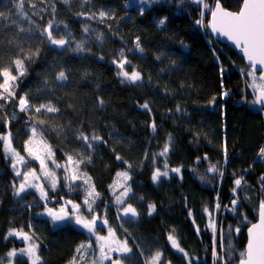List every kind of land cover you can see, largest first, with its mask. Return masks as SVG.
<instances>
[{
  "label": "trees",
  "instance_id": "1",
  "mask_svg": "<svg viewBox=\"0 0 264 264\" xmlns=\"http://www.w3.org/2000/svg\"><path fill=\"white\" fill-rule=\"evenodd\" d=\"M18 2L0 0V11L7 16L0 18V65L7 67L22 55L20 48L25 52L39 49L40 55L32 63L25 61L28 74L19 82L17 97L27 92L33 104L51 103L59 111L20 112L9 102L0 109V134L10 131L14 148L27 157L24 144L33 124L29 116H34L46 122L41 126L43 135L58 160L64 161L65 153L82 152L91 157L80 169L100 193L95 207L132 248L131 254H123L124 264H145L157 251L163 253L161 264H188L172 247L170 233L187 254L196 256L198 261L192 259V264H213L214 234L206 227L209 222L204 209L213 210L217 196L215 187L201 177L216 165L225 174L226 194L243 176L249 185L244 196L253 205L264 198V162L259 156L264 147V115L258 104L252 103L255 93L248 85L250 68L243 57L226 44L210 42L207 23H195L201 19V4L192 0H158L152 5H142L140 0H25L24 11L40 28L54 21L53 36L68 41L64 47L50 44L36 25L22 17ZM222 2L238 10L242 0ZM101 11L108 15L101 18ZM163 17L168 18L166 23L158 26ZM21 27L33 31L21 32ZM137 37L143 52L135 46ZM77 44L83 48L73 51ZM121 52L131 61L123 70L139 72L140 81L128 82L117 74ZM60 71L66 73L67 80L56 79ZM145 103L148 108L142 107ZM80 132L102 140L88 148L77 138ZM166 144L168 152L162 156ZM157 168L161 172L169 168L170 177L162 175L154 182ZM174 168L181 169V176L173 173ZM121 171L131 175L132 195L127 201L137 210L135 218H123L113 205L110 185ZM14 183L15 171L0 141V257L14 243L7 237L9 230L24 228L39 241L42 264H69L89 234L74 223L57 225L42 216L43 203L31 208L39 200L31 192L17 197ZM59 186L67 198L84 199L79 185L69 191L60 177ZM153 204L155 211L149 207ZM257 215L258 211L250 216L248 224H239L229 213L223 218L225 227L243 229L234 236L232 256L220 248V236H215L216 251L228 264L240 260L246 230ZM225 235L228 242L232 233L225 231ZM18 264L31 263L20 258Z\"/></svg>",
  "mask_w": 264,
  "mask_h": 264
},
{
  "label": "snow or ice",
  "instance_id": "2",
  "mask_svg": "<svg viewBox=\"0 0 264 264\" xmlns=\"http://www.w3.org/2000/svg\"><path fill=\"white\" fill-rule=\"evenodd\" d=\"M65 3H69V0H64ZM87 2V0H86ZM158 0H140V3L152 5L157 3ZM182 3L183 0H180ZM25 0H19L16 4L17 11L22 17H27L30 24L36 25V29L42 31L50 44L57 45L59 47H64L68 44V41L65 39H56L53 36V25L54 21H49L47 27L40 28L35 21L31 20L28 17L27 12L24 11ZM195 3L202 4L203 9L207 10L211 14V20L209 25L213 32L219 33L225 37H228L232 40L236 46L240 47L243 51V54L250 62L251 72L247 73L253 78L251 87L255 93V99L252 103L255 104H264V0H242L241 6L238 11L232 12L227 11L220 4L219 0H215L214 5H209L205 0H195ZM55 9L53 8V12ZM140 14H144V8L141 7ZM79 15H83L80 13ZM108 15V13L101 11L99 16L103 18ZM204 13H201L202 18L195 21L197 25H203ZM0 18H7L6 13L0 11ZM167 17H163L159 20L158 26H163ZM15 22V21H14ZM58 26V25H57ZM23 31H33V28L29 27L27 29L21 27L19 29ZM85 32L88 31V28L85 27ZM136 48L143 52L144 49L140 46L139 37H137L135 42ZM83 48V44H77L76 49L73 51H79ZM20 53L16 58L12 59L7 67L0 65V109L5 108L6 104L9 102L15 103L18 106L20 112H33L40 114L43 112L54 113L58 112L59 109L56 108L51 103L40 104L39 106L32 103L28 98L29 93L25 92L23 95L17 97V89L19 87V82L28 74V69L25 61L29 64L34 61L36 57L40 55V50L37 49L35 52L28 51L25 52L23 48H20ZM121 59L118 63V67L121 69L117 74L124 77L128 82H137L142 79L139 72L133 71L131 73L124 71L126 64H130L131 61H128L124 56V53H120ZM159 58V57H158ZM259 66L261 70V75L259 77V83L256 82V70ZM15 70V71H13ZM223 72V69L221 70ZM57 80L64 81L68 77L64 71H60L56 77ZM225 96L228 95L227 92L224 93ZM103 103V101H101ZM144 108H148L147 103L142 105ZM15 118V113L12 115V119ZM0 119H3L0 117ZM29 120L33 121V124L30 127V137L24 144V150L27 157L30 160H35L39 162V174L36 169H30L22 172L21 168L27 167L29 161L25 159L24 155H21L13 146H12V133L10 131L7 134H0V141H3L4 153L6 157L12 158V168L15 170V175L22 177L21 182L17 186L15 183L14 194L20 196L21 193L25 192L27 189H36L41 199L47 201L49 199L48 191L44 187V183H41V179L49 185L50 190H55L60 178H58L56 172L49 168V163L53 165L55 169L64 170V181L69 191L75 189V182L81 181L85 186V196L82 201L84 210L91 215V219L88 216H85L81 213V204L74 203L71 200L65 201L64 205L59 209H47V214L51 217L53 223L72 220L76 225L82 227L87 231L89 236L95 237L96 249H93V241L90 238L89 240L82 242L76 249L77 253L81 254L80 259L85 258V254L90 250L93 253L94 259L90 261V264H105V261H108V264H122L121 260L113 259L110 253L116 252L121 254H128L132 252V248L129 247L127 239L120 240L116 236V232L112 227H108L107 235L102 236L97 233V229L101 226L108 225L107 218H101L99 215L95 214L93 204L100 197V193L96 191L95 184L92 182V178L86 173L81 172L80 165L86 162H91V157H84L83 154L77 153L75 156L72 154L65 153L66 161L65 163H57L55 159V152L53 151L52 146L47 143L43 135V126L46 122L44 120H38L34 116H29ZM10 123V121H6ZM153 130H155L156 125L153 123ZM83 141L88 148L92 147L94 141L102 140V137L98 135H85L83 132H80L78 137ZM171 140V137H169ZM225 154L227 153L226 146L224 147ZM168 152V145H165L164 150L160 153L162 156H166ZM259 156L261 160H264V148L260 149ZM78 157V158H77ZM118 160L122 159L120 156L116 157ZM207 159V157H204ZM197 159H200L199 157ZM227 162V159H225ZM167 167V165H165ZM173 172L179 173L180 168L172 169ZM209 172H220L216 165H211L208 169ZM167 176L168 172H161L160 169H156L153 173V181H158L161 176ZM220 175L223 176V173L220 172ZM117 178L123 179L125 184L114 183L110 185V188L115 189L116 187H122L123 191L119 195L115 196V201L118 205L125 204V198L128 197V194L131 192L130 185H127V181L131 179V176L128 171L118 172ZM204 179V177H201ZM264 180V177H261ZM244 183L243 177L237 178L234 181L235 187L232 189L233 193L236 192L237 188L241 187ZM264 188V184H262ZM247 199V197H246ZM68 205H71L72 212L70 213L67 208ZM150 210L155 211V205H150ZM221 205L216 203L214 205L213 211H219ZM228 207V206H225ZM238 207V198L231 201L230 211L232 213L237 212ZM258 215L259 219L256 223H251L250 227L247 228L248 232V241L244 251L240 252L239 264H264V199H262L258 205ZM124 217L135 218L138 216L137 210L132 207L131 204H127L125 207L120 209ZM204 211L209 217V223L206 227L210 228L214 233L213 239V264H217V261H222V264H228V261L221 257L216 251V240L215 233L218 231V225L213 219L212 211H209L208 208H205ZM191 215V213H190ZM247 216H244V220L247 221ZM193 222L194 218H193ZM240 232V227L232 228L229 226V232ZM197 232H199V227L197 226ZM219 232L221 235V241L223 240V227L219 226ZM8 236L20 237L24 241H29L26 247L20 248L19 250L13 248L6 256L8 258H13L17 256L19 252L22 255H26L30 258L31 264H42V258L39 255V243L36 242L34 235H30L28 232L23 231L22 229H11L8 232ZM7 239V237H5ZM169 241L172 244V247L177 249L179 252L184 253L187 257L185 250L180 247L179 242L171 233L168 236ZM98 250L99 255L95 256V252ZM163 258V253L160 251L155 252L145 264H161ZM0 264H4V258L0 257ZM72 264H77L76 258H73ZM170 264V262H169ZM188 264H192L191 259H189Z\"/></svg>",
  "mask_w": 264,
  "mask_h": 264
},
{
  "label": "rangeland",
  "instance_id": "3",
  "mask_svg": "<svg viewBox=\"0 0 264 264\" xmlns=\"http://www.w3.org/2000/svg\"><path fill=\"white\" fill-rule=\"evenodd\" d=\"M193 1V0H192ZM205 2H207L209 5H214V3H215V0H205ZM194 3V2H193ZM200 8H201V13L203 12L204 13V15H203V20H204V22H206L207 24L209 23V21H210V18H211V15H210V13L207 11H204V9H203V11H202V8H203V5L201 4L200 5ZM210 15V16H209ZM201 18H202V16H201ZM210 42L211 43H214L213 42V40H210ZM216 42V41H215ZM249 67V66H248ZM250 68V67H249ZM126 71V70H125ZM249 72H251V68H250V71H248L247 73H249ZM256 78H257V80H256V82L257 83H259L260 81H259V73H256ZM247 79H248V85H249V87H250V89L252 90V92L254 93V90H253V88L251 87V84H252V82H253V78L251 77V76H249L248 74H247ZM5 134H7V133H5ZM2 143H3V141H2ZM12 146L14 147V145H13V142H12ZM264 148V147H263ZM18 151V150H17ZM53 151H54V149H53ZM21 155H23L20 151H18ZM55 152V151H54ZM79 153H81V154H83V156L84 157H88V156H86L84 153H82V152H79ZM228 153V152H227ZM77 154V153H76ZM76 154H73L74 156L76 155ZM78 158V157H77ZM10 159H11V164H12V158L10 157ZM25 159L26 160H28L29 161V163H28V165H27V167H24V168H21V171L22 172H24V171H27V170H30V169H36V171H37V173L39 174V162L38 161H35V160H30L28 157H25ZM55 159H56V162L57 163H61V164H63V163H65V161H66V159L64 160V161H60V160H58L57 158H56V154H55ZM263 162H264V160H262ZM31 162H36V165H32V163ZM86 163H88V162H86ZM34 164V163H33ZM85 164V163H84ZM82 165V164H81ZM80 165V166H81ZM49 168L50 169H52V170H54L55 172H56V174H57V176H58V178H60V177H64V170L63 169H55L54 167H53V165L51 164V163H49ZM128 169H130L129 167H127ZM219 169V168H218ZM14 170V169H13ZM81 170V169H80ZM220 170V169H219ZM15 171V170H14ZM164 171H167L168 172V175L166 176L167 178H169L170 177V172H171V170L169 169V168H165L164 170H162V172H164ZM61 172V173H60ZM82 172V171H81ZM121 172H123V171H121ZM220 172H222V170H220ZM220 172H216V173H213V172H209V171H207V173H205V175H204V182H206L207 184H209V186H211V187H215V195L217 196V203H219L220 205H221V207H220V210L219 211H213V210H210L209 209V211H212V216H213V219H215V221H216V223H217V225H218V231L215 233V236H216V238H217V236L219 235L220 236V238H219V244H220V248L221 249H223V250H225V252H227L228 254L229 253H232L230 256H232L233 255V251H234V249H235V240H234V236H236V235H240L241 234V231L243 230L242 229V226H235V225H229V226H231L233 229L234 228H236V227H240V232L239 233H236V232H231L232 233V237L228 240V242L226 241V235H225V231L226 232H229V226H227V227H225V225L223 224V218L224 217H226L227 216V213H229V214H231L233 217H234V219L236 220V221H238L239 222V224H240V222L241 223H243V222H247V224H248V222H249V217L251 216L252 217V215L254 214H256L257 213V209H258V205H259V203H260V201H256L255 202V205H253V202L251 201V200H249L248 198L246 199V197L244 196V192H247L248 191V189H247V187H249V185L247 184V183H242V185H241V187H239V188H237V190H236V192L235 193H233V191H232V189L235 187V184L233 183L232 185H231V187H230V190L228 191V194H226V189H224V185H225V179H224V177H225V174H224V172H223V176H221L220 175ZM174 174H176V175H179V176H181L180 174H181V172H179V173H176V172H173ZM130 174V173H129ZM131 176V175H130ZM240 177H243V176H239V178ZM244 178V177H243ZM16 179H17V183H16V185L18 186L19 185V183L21 182V179H22V177H19V176H16ZM41 183H44V187H45V189L48 191V196H49V199L47 200V201H45V200H43V199H41V197H40V194H39V192L36 190V189H32V188H30V189H27L25 192H23V193H21L20 194V196L22 195V194H27V193H29V192H31V193H33L34 194V196H35V199H37V200H39L38 202L36 201L35 203H34V205L33 206H30L31 208H34V207H39L40 205H41V203H43V205H44V210L42 211L44 214H46L47 213V209H55V210H59L63 205H64V202L65 201H68V200H71V201H73L74 203H78V204H81L82 205V207H81V213L83 214V215H85V216H88V218L89 219H91V215L89 214V213H87L85 210H84V207H83V204H82V201H83V199H72V198H67L66 197V195H65V193H60L59 192V190L60 189H62V190H64V188L63 187H60L59 186V183H58V185H57V188L53 191V190H50V187H49V185L43 180V178L41 179V181H40ZM76 183V185L78 186L79 185V187L82 189V191L84 192V196H85V188H86V186L81 182V181H76L75 182ZM114 183H118V184H125V182L123 181V179L121 178V179H119L118 180V178H117V176H116V178H115V181H114ZM113 183V184H114ZM127 185H131V179L130 180H128L127 182ZM65 186H66V183H65ZM97 191V190H96ZM121 191H123V188L122 187H116L115 189H113V188H111V193H112V195H113V205H114V207L118 210V212L121 214V216L123 217V218H129V217H124L123 216V214H122V212L120 211V209H122L123 207H125L127 204H130L128 201H127V199H130L131 198V195H132V193L130 192L129 194H128V197H126L125 198V204L124 205H118L117 203H116V201H115V196L116 195H119L120 194V192ZM242 191V192H241ZM242 196L243 197H245V199H246V201H247V203L246 202H244L243 201V198H242ZM17 197H19V196H17ZM238 198V207H237V212L236 213H232L229 209H230V207H231V201L233 200V199H237ZM264 199V198H263ZM31 201H33V200H31ZM41 202V203H40ZM50 204H53L54 205V207H50L49 205ZM132 205V204H131ZM250 205L254 208V210H256V211H254L253 209H251L250 208ZM96 204L94 203L93 204V208H94V211H95V214H97V215H99L101 218H105L106 216L104 215V213H102V212H100L96 207ZM225 206H228V207H225ZM132 207H133V205H132ZM207 208V207H206ZM67 210L71 213L73 210H72V207H71V205H68V208H67ZM247 216V221H245L244 220V216ZM204 216L208 219V222H209V217H208V215H207V213L204 211ZM258 216V215H257ZM195 221H196V223H197V217L195 216ZM67 222H69V223H75L74 221H72V220H68ZM247 224H246V226H245V228H244V230H246V228H247ZM219 226H222L223 227V240L221 241V235H220V232H219ZM108 227H110L109 225H106V226H101V227H99L98 229H97V233L99 234V235H102V236H106L107 235V229H108ZM12 229H22L23 231H25V232H28L30 235H33L30 231H27V230H25L24 228H12ZM114 230H115V232H116V236H117V238L118 239H120V240H124V239H127V238H122L120 235H119V232L115 229V228H113ZM11 230V229H10ZM9 230V231H10ZM214 234V233H213ZM7 237L8 238H10V239H12V240H14V243L12 244V247L8 250V252L10 251V250H12L13 248H15V249H17V250H19L20 248H24V247H26L27 246V244L29 243V241H24L23 239H21L20 237H16V236H8V233H7ZM34 238L36 239V242L37 243H39V241L37 240V238L34 236ZM92 239V241H93V249H96V243H95V237L94 236H89L85 241H87V240H89V239ZM85 241H83V242H85ZM128 241V240H127ZM128 245H129V243H128ZM130 247V246H129ZM174 250L176 251V252H179L177 249H175L174 248ZM245 250V249H244ZM39 251H40V243H39ZM7 252V253H8ZM132 253V252H131ZM131 253H128V254H131ZM181 253V252H180ZM184 257H186L185 255H184V253H181ZM80 255L81 254H79V253H77L76 254V256H75V258H76V261H77V264H90V261L92 260V259H94V256H93V253H92V251L90 250L89 252H87L86 254H85V258L83 259V260H81L80 259ZM99 255V252H98V250L95 252V256H98ZM124 255H122L121 257H117V256H113L112 258L113 259H119V260H121V262H122V264H124V257H123ZM1 257H3L4 258V264H18V260L21 258V259H25V260H28V261H30V263H31V260H30V258L29 257H27L26 255H22V254H20L19 252L17 253V256L16 257H13V258H11V260H10V258H8L7 256H6V253L3 255V256H1ZM222 257V256H221ZM225 260H227L228 261V259L227 258H225V257H223ZM186 259L189 261V259H194V260H196V261H198L197 260V258H196V256L195 255H193V256H191V255H187V257H186ZM72 261H73V259L69 262V264H72ZM169 262L170 261H167V262H165V263H163V264H169ZM218 262V261H217ZM105 264H108V261H105ZM170 264H172V262H170Z\"/></svg>",
  "mask_w": 264,
  "mask_h": 264
},
{
  "label": "water",
  "instance_id": "4",
  "mask_svg": "<svg viewBox=\"0 0 264 264\" xmlns=\"http://www.w3.org/2000/svg\"><path fill=\"white\" fill-rule=\"evenodd\" d=\"M193 2L195 3V0H193ZM219 2H220V4L223 6V8L226 9L227 11L235 12V11H238V10H239V9H238V10H231V9L227 8V7L224 5V3L222 2V0H219ZM195 4H197V3H195ZM210 20H211V18H210ZM208 26H209V35L211 36V38H212L214 41H216V42L219 43V44H226V45H228L230 48H232L234 51H236L239 55H241V56L243 57V59H244V61H245V64H246L247 66L250 65V62L247 60V58H246L245 55L243 54V51H242V49H241L240 47L236 46L235 43H234L232 40H230L228 37H225V36H223V35H220L219 33H215V32H213L212 29H211V27H210V25H209V23H208ZM249 67H250V66H249ZM251 71H252V69H251ZM256 73H259V77H260V75H261V70H260L259 66L257 67ZM258 106L262 109V113H263V115H264V104H258ZM42 216H45V217H49V218H51L47 213H46V214H43ZM258 219H259V215H258ZM258 219H257L254 223L258 222ZM65 222H66V221L56 222V223H57V224H62V223H65ZM77 226H78V225H77ZM79 227H80V226H79ZM249 227H250V226H249ZM80 229H82L83 231L87 232V231H86L85 229H83L82 227H80ZM246 237H247V241H248V232H247V230H246ZM247 241H246V244H245V248H246V245H247ZM236 264H239V261H238V263H236Z\"/></svg>",
  "mask_w": 264,
  "mask_h": 264
},
{
  "label": "flooded vegetation",
  "instance_id": "5",
  "mask_svg": "<svg viewBox=\"0 0 264 264\" xmlns=\"http://www.w3.org/2000/svg\"><path fill=\"white\" fill-rule=\"evenodd\" d=\"M230 9V8H229ZM231 10H233V9H231ZM49 218V217H48ZM66 223H69V222H65V223H62V224H57V223H55V224H57V225H64V224H66ZM75 224V223H74ZM76 225V224H75ZM77 226V225H76ZM79 229H80V227L79 226H77ZM80 230H82V229H80ZM83 231V230H82ZM85 232V231H84ZM87 233V232H86ZM110 255H111V257H113L114 255L115 256H117V257H121L123 254H121V253H116V252H113V253H110Z\"/></svg>",
  "mask_w": 264,
  "mask_h": 264
},
{
  "label": "built area",
  "instance_id": "6",
  "mask_svg": "<svg viewBox=\"0 0 264 264\" xmlns=\"http://www.w3.org/2000/svg\"><path fill=\"white\" fill-rule=\"evenodd\" d=\"M206 12H207V10H205ZM210 40H213L212 38H211V36H210ZM213 42H215L214 40H213Z\"/></svg>",
  "mask_w": 264,
  "mask_h": 264
}]
</instances>
